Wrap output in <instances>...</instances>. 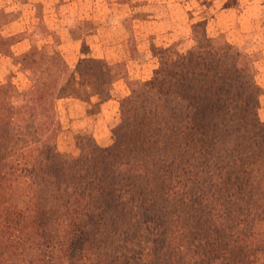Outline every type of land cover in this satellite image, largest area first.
Here are the masks:
<instances>
[{"label":"rangeland","instance_id":"rangeland-1","mask_svg":"<svg viewBox=\"0 0 264 264\" xmlns=\"http://www.w3.org/2000/svg\"><path fill=\"white\" fill-rule=\"evenodd\" d=\"M260 2L0 0V153L68 164L47 169L54 186L33 185L40 163L25 167L17 203L53 224L81 199L80 264H134L130 241L161 255L152 264L171 263L165 244L182 241L239 257L233 241L264 221Z\"/></svg>","mask_w":264,"mask_h":264},{"label":"trees","instance_id":"trees-1","mask_svg":"<svg viewBox=\"0 0 264 264\" xmlns=\"http://www.w3.org/2000/svg\"><path fill=\"white\" fill-rule=\"evenodd\" d=\"M24 40L26 39L19 40L11 47ZM37 116V111L32 109L30 119L34 125L30 128L38 134ZM42 147L43 151L51 153L53 150V153L58 155L56 148L53 149L51 144H43ZM27 150L24 155L0 153V264H80L87 259L86 253L89 250L91 225L87 219L90 217V208L87 205L82 206L81 199L74 200L79 206L65 205L64 212L57 207L52 224V216L46 217L43 210H40V214L32 205H19L18 190L22 185L20 176L25 167L35 170L36 163H40L39 170L44 177L39 184H33L39 187L55 185L54 181L50 182L51 177L47 169L50 171L53 168L57 172L60 168L68 166L64 161L55 160L52 165L50 159L38 162L34 159L35 150ZM24 159L26 162H23ZM64 192L63 197L72 200L76 191L72 195H69V191ZM216 212L220 215L223 211H217L216 208ZM34 213L40 214L44 222L42 219L37 223L28 220ZM42 215H45V219ZM138 223H135V231L132 226L127 236H138L145 226ZM153 230L156 229L152 228L151 232ZM233 244L240 251L239 257H227L228 253H221L218 243L213 242L204 244L200 241L190 247L182 241L180 244L167 243L165 248L177 253L169 264H264V221L258 222L247 235L234 240ZM129 245L138 247L134 249L135 256H132L134 264H152L153 257L159 259L161 256L149 252L148 248L138 246L133 241H130ZM91 264H103V261L96 257Z\"/></svg>","mask_w":264,"mask_h":264},{"label":"crops","instance_id":"crops-1","mask_svg":"<svg viewBox=\"0 0 264 264\" xmlns=\"http://www.w3.org/2000/svg\"><path fill=\"white\" fill-rule=\"evenodd\" d=\"M260 1H261L260 3H262L263 6H259V7L264 8V0H260ZM28 48H29V44H28V41H27V40H24V41H22V42H20V43H18V44L16 45V50H17L19 53L26 52V51L28 50Z\"/></svg>","mask_w":264,"mask_h":264}]
</instances>
